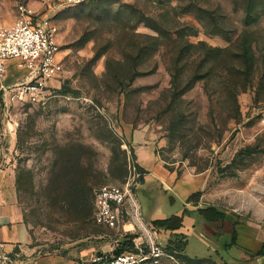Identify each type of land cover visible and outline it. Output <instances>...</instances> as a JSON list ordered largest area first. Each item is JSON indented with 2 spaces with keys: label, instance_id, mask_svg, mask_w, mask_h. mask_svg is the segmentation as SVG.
<instances>
[{
  "label": "rangeland",
  "instance_id": "374dc122",
  "mask_svg": "<svg viewBox=\"0 0 264 264\" xmlns=\"http://www.w3.org/2000/svg\"><path fill=\"white\" fill-rule=\"evenodd\" d=\"M21 4L57 25L64 63L61 76L50 82V95L16 107L2 130L1 159L16 174L24 221L37 251H86L89 262L103 252L117 254L119 233L96 221L93 195L107 184L129 185L135 192L141 187L135 143L154 145L157 158L179 177L185 172L203 176V190L193 202L203 195L205 202L264 230V85L256 76L239 95L236 123L228 119L218 92H212L216 77L208 92L198 81L174 97L167 65L177 37L171 34L179 28L192 32L187 37L194 44L192 57L203 51L200 41L225 48L247 30L255 55L263 58L264 73V0L254 1L251 18L258 19L250 25L233 0H90L75 6L57 0H0V25H12ZM192 8L208 10L220 33L187 11ZM142 15L171 33L138 66L140 75L123 87L113 72L107 73L108 61L113 60L112 71H119L134 32L157 34L144 21L135 24ZM67 87L76 93L65 92ZM67 160L79 162L80 169L70 176H78L87 190L86 216L79 219L67 195Z\"/></svg>",
  "mask_w": 264,
  "mask_h": 264
},
{
  "label": "crops",
  "instance_id": "0c3cea01",
  "mask_svg": "<svg viewBox=\"0 0 264 264\" xmlns=\"http://www.w3.org/2000/svg\"><path fill=\"white\" fill-rule=\"evenodd\" d=\"M29 73L19 60H8L6 74L0 80V91L2 86L24 81ZM6 122L7 119L1 115L2 134ZM133 150L137 164L146 170L145 180L136 190L145 220L154 228L161 245L167 248L176 246L177 242L184 244L180 251L173 252L179 263L165 257L161 264H203L210 261L216 264H264V254H259L264 245V230L261 227L220 206L205 202L203 195L197 202L189 199L203 190L202 175L185 172L177 176L157 158L154 145L135 143ZM1 153L0 264H4L5 257L13 258L16 264H90L86 251L41 252L31 244V234L19 201L17 177L13 168L1 159ZM208 206H216L225 212V217L206 220L199 210ZM172 216H182L179 227L172 229L155 224V221ZM125 227L127 234H133L135 238V226L128 222ZM123 240L120 238L119 242Z\"/></svg>",
  "mask_w": 264,
  "mask_h": 264
},
{
  "label": "trees",
  "instance_id": "16d2710c",
  "mask_svg": "<svg viewBox=\"0 0 264 264\" xmlns=\"http://www.w3.org/2000/svg\"><path fill=\"white\" fill-rule=\"evenodd\" d=\"M255 0H233L234 3L240 4L245 12V24L250 25L258 19V16H253L252 11L254 9ZM195 13L201 20L204 21L205 26L213 33H220V30L213 28L218 25V21L215 17L209 16L211 13L203 8H192L187 10ZM209 16V17H208ZM145 16H139L135 24L144 21L147 25L153 27L156 31V35H150L147 33H135L133 44L127 47L125 52V61H119V71H112L113 60L108 61L107 73L113 72L114 76L119 81V85L123 87L128 86L135 76L140 75L138 66L145 63L159 50L161 40L170 31H167L165 27L157 22H149ZM135 28V26H134ZM171 33V32H170ZM176 34L177 37L173 40L175 43L168 51V71L171 73L172 88L174 89V97H179L191 88L198 81H204L205 91L211 90L210 80L217 78L215 81L216 87L212 89V92H218V101L223 107L224 111L228 113V119L239 123L241 116V104L239 102V95L252 84L256 76L259 77L261 86L264 85V73L260 71V63H263L261 56L255 55L254 40L251 38L250 33L244 30L237 40L231 45L225 48L210 47L200 41L198 46L203 47V51L196 57H192V51L194 44L189 42L188 36L192 34L189 30L179 28L171 34ZM99 54L97 53L94 59H97ZM183 62V64H180ZM180 65V66H179ZM184 68L187 70L184 74ZM65 92H74L72 88H65ZM249 154L253 153V148H248ZM139 172V181H144V173L146 170L139 164H134ZM65 168V169H64ZM64 170H68V175L72 176L80 169L79 162H73L67 160L64 164ZM70 176V177H71ZM64 177L67 187V195L71 199V205L74 212L79 215L86 216L85 203L87 202V190L80 182L78 176L71 178ZM200 195V192L193 194L189 199H193ZM93 195V200H94ZM93 214L94 203L92 202ZM200 213L206 220L213 221L223 219L225 212L217 208L216 206H208L201 208ZM182 216H172L165 220L155 221L158 226H164L167 228H177L181 225ZM135 235L127 234L123 241H120L118 247L114 250V253H121L125 250L133 249L132 239ZM184 244L177 242L176 246L167 247L171 252H178L182 249ZM259 254H264L263 248L259 251Z\"/></svg>",
  "mask_w": 264,
  "mask_h": 264
},
{
  "label": "built area",
  "instance_id": "2783aa9c",
  "mask_svg": "<svg viewBox=\"0 0 264 264\" xmlns=\"http://www.w3.org/2000/svg\"><path fill=\"white\" fill-rule=\"evenodd\" d=\"M59 4L75 6L90 0H57ZM58 27L26 5H20L18 16L10 26H0V80L7 71V61L19 60L30 73L27 79L13 86H2L0 117L10 120L18 106L40 103L50 95L53 79L64 71L61 44L57 40ZM3 134L0 133V152ZM94 217L107 228L115 229L120 238L127 235L126 223L135 226L133 249L118 254L103 252L90 264H161L167 257L177 263L173 252L161 245L154 228L145 220L136 192L129 185L101 186L94 197ZM4 264H16L13 258H3Z\"/></svg>",
  "mask_w": 264,
  "mask_h": 264
},
{
  "label": "water",
  "instance_id": "95a60500",
  "mask_svg": "<svg viewBox=\"0 0 264 264\" xmlns=\"http://www.w3.org/2000/svg\"><path fill=\"white\" fill-rule=\"evenodd\" d=\"M137 194V193H136Z\"/></svg>",
  "mask_w": 264,
  "mask_h": 264
}]
</instances>
